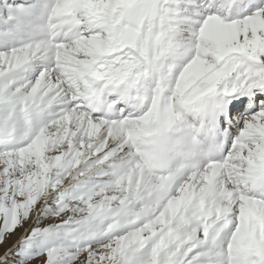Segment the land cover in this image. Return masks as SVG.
<instances>
[{
  "label": "snow or ice",
  "instance_id": "obj_1",
  "mask_svg": "<svg viewBox=\"0 0 264 264\" xmlns=\"http://www.w3.org/2000/svg\"><path fill=\"white\" fill-rule=\"evenodd\" d=\"M0 264H264V0H0Z\"/></svg>",
  "mask_w": 264,
  "mask_h": 264
}]
</instances>
